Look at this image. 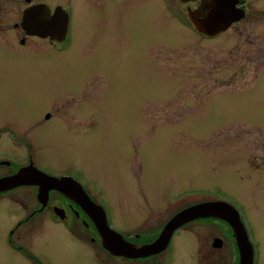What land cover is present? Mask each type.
<instances>
[{"label":"rangeland","instance_id":"1","mask_svg":"<svg viewBox=\"0 0 264 264\" xmlns=\"http://www.w3.org/2000/svg\"><path fill=\"white\" fill-rule=\"evenodd\" d=\"M144 2L121 29L118 15L84 8L77 0L70 3L68 49L60 54L11 50L0 36V119L19 120L21 128L42 138L37 142L42 169L79 167L100 182L119 225L136 222L146 197L158 195L166 206L168 196L183 188L200 192L221 185L227 190L226 154L254 139L264 143V131L257 129L264 127V37L248 30L247 40L231 34L204 39L185 22L186 7L197 4H181L178 23L160 0ZM118 30L127 32L124 50H117L124 40ZM109 69L117 70L116 79L127 88L110 84L103 90L95 81L86 96L94 86L99 98L94 92L84 104L78 87L92 80L95 70ZM95 73L108 80L105 72ZM61 87L68 92H60ZM63 94L76 101L66 102L61 114L96 117L95 137L81 140L79 132L57 131L54 118L36 126L44 113L59 106ZM16 153L26 158L25 148ZM243 187L232 180L228 189L244 201ZM115 188L122 193L117 198ZM119 206L122 211L116 210ZM6 215L0 209V254L5 264H24V256L8 255L5 232L15 221ZM139 224L135 234L144 233V219ZM25 249L53 264L87 261L80 248L69 244Z\"/></svg>","mask_w":264,"mask_h":264},{"label":"flooded vegetation","instance_id":"2","mask_svg":"<svg viewBox=\"0 0 264 264\" xmlns=\"http://www.w3.org/2000/svg\"><path fill=\"white\" fill-rule=\"evenodd\" d=\"M77 1L80 2L79 6L84 8L91 5L96 9L110 11V15L113 14L114 17L118 15L119 29L125 27L120 25L132 19V12L136 7L142 8L144 3L147 5L144 0ZM200 1L160 0L178 23L181 19L180 5H199ZM73 2L76 0H0V36L4 45L17 51L25 48L40 54L63 53L68 49L70 33L71 16L68 5ZM36 7H40L48 16H51L57 7L67 13L68 26L64 38L58 40L50 36L28 34L22 26L23 16L27 10ZM235 7L241 12L242 18L231 24L222 34H231L238 39L247 40L248 30H251L256 36L264 37V22L262 23L261 20V15L264 16V0H237ZM188 8L190 7H186L185 12L186 23H188L186 19ZM237 25L240 26L237 28ZM6 28H9L8 31L5 30ZM118 33L124 37V40H120L121 44L117 50H124L128 45L127 32L118 30ZM102 50H109V47H103ZM95 72H105L108 80ZM116 74L115 69L95 70V77L76 90V94L81 96L78 98L86 99L84 104L90 101L96 88L92 86L90 96H86V88L95 81L102 84L103 90L110 84L114 89L122 87L126 89L127 85L122 86L121 81L116 79ZM65 88L61 87L59 91L68 92L64 90ZM95 98H99L97 91ZM69 100L76 101L73 96L63 94L62 99L57 102L59 106L44 113L36 126H41V122H48L54 118L56 120L54 128L57 131L68 134L79 132L77 137L81 140L84 137H95L98 131V128L94 129L96 117H87L80 112L72 111L69 115L61 114L60 110L65 108ZM88 114L94 113L87 112L86 115ZM18 121H5L3 117L0 119V179L12 176L21 168L28 166L50 177L68 179L61 186V190L49 188L40 192L39 185L31 184L0 193V209H3L7 215L9 213L15 221L5 232V241L7 239L11 249L8 255L24 256L22 259L24 264H53L51 260L42 259L25 248L69 244L80 248L79 252L86 255V264H176L177 261H187L185 264H264V230L260 231L257 228L264 229V143L259 142L258 139H254L255 143L252 144L236 145L238 149L232 154L229 152L226 154L228 165L224 168V179L225 182L227 181V190L221 185L200 192L183 188L168 196L166 206L162 202L164 199L158 195L146 197L144 212L140 208L136 222L133 225L126 223L119 225L120 219L115 223L113 218L114 208L109 202L111 196L100 182L87 177L85 170L79 167L76 169L59 167L56 171L49 172L38 166L40 154L37 142L42 138L33 136L31 130L27 132L28 130L21 128V125L17 124ZM42 128L39 127L38 130ZM257 129L264 131V127ZM46 131L51 133L52 130L47 128ZM2 136L4 139L1 138ZM34 141H36L35 145ZM20 148H25L24 159L16 153ZM232 180L244 185L241 189L244 201L228 189ZM71 194L79 197L72 198ZM120 194L122 193L115 188L113 195L117 198ZM87 201L102 208L107 226L117 236L119 235L125 244L133 246H147L153 243L176 214L194 206L206 205L208 208L202 214L204 216H198L175 229L166 248L161 252L130 258L105 250L96 223L84 209L89 206ZM15 210L19 213H13ZM116 210L123 209L119 206ZM142 219H144V233L135 234L134 230ZM115 242L120 244L118 240ZM1 245L0 242V247ZM0 264H5L3 251L0 254ZM64 264H79V261Z\"/></svg>","mask_w":264,"mask_h":264},{"label":"water","instance_id":"3","mask_svg":"<svg viewBox=\"0 0 264 264\" xmlns=\"http://www.w3.org/2000/svg\"><path fill=\"white\" fill-rule=\"evenodd\" d=\"M182 2L194 0H181ZM237 0H201L195 9H187V20L193 30L199 35L211 39L222 34L232 23L242 18L241 12L235 7ZM68 24L67 14L57 7L51 16L36 7L27 10L23 16V28L28 34L40 37L50 36L58 40L65 37ZM68 178L57 179L47 176L35 168L28 166L21 168L16 174L0 179V193L12 190L18 186L37 184L42 189L56 188L61 190V186L66 183ZM73 181V180H71ZM66 193V191H63ZM67 194V193H66ZM71 197H79L71 194ZM89 206L84 208L87 214L94 220L102 238L103 247L115 255H124L130 258H140L152 254H157L164 250L175 229L190 220L204 216L208 206L200 205L190 207L172 217L159 237L147 246H133L125 244L120 236L114 233L106 223L102 208L87 201ZM118 237V239L116 238ZM120 241L117 244L115 241Z\"/></svg>","mask_w":264,"mask_h":264}]
</instances>
